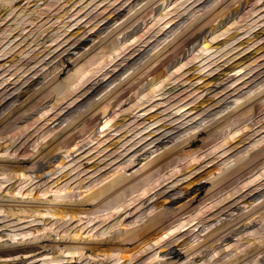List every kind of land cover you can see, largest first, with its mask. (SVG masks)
<instances>
[{"label": "rangeland", "instance_id": "374dc122", "mask_svg": "<svg viewBox=\"0 0 264 264\" xmlns=\"http://www.w3.org/2000/svg\"><path fill=\"white\" fill-rule=\"evenodd\" d=\"M0 264H264V0H0Z\"/></svg>", "mask_w": 264, "mask_h": 264}, {"label": "bare ground", "instance_id": "6f19581e", "mask_svg": "<svg viewBox=\"0 0 264 264\" xmlns=\"http://www.w3.org/2000/svg\"><path fill=\"white\" fill-rule=\"evenodd\" d=\"M1 226V225H0ZM3 228V227H0V229Z\"/></svg>", "mask_w": 264, "mask_h": 264}]
</instances>
